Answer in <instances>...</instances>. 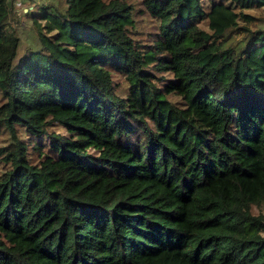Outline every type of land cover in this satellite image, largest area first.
<instances>
[{"label": "trees", "instance_id": "obj_1", "mask_svg": "<svg viewBox=\"0 0 264 264\" xmlns=\"http://www.w3.org/2000/svg\"><path fill=\"white\" fill-rule=\"evenodd\" d=\"M65 2L42 8L61 32L41 60L14 64L0 0V264H264V29L223 3Z\"/></svg>", "mask_w": 264, "mask_h": 264}, {"label": "rangeland", "instance_id": "obj_2", "mask_svg": "<svg viewBox=\"0 0 264 264\" xmlns=\"http://www.w3.org/2000/svg\"><path fill=\"white\" fill-rule=\"evenodd\" d=\"M200 4L206 9L213 6L214 3H223L229 12L234 10L237 13L235 19L237 22L248 25L250 29H264V5L254 6L250 8H241L234 5L231 0H199ZM54 5L60 9L61 12H65L67 9V3L65 0H8V7L11 13V22L17 29L20 42L18 46V52L14 64H17L21 58L27 54L32 55V63H37L41 60L38 55L39 52L45 46L50 38L49 36L56 37L61 32L60 27L56 23H49L44 18V10L42 9L47 5ZM24 9H27L25 12ZM143 9V4L139 1L137 3V9L135 11V24L137 31L141 37H146L147 33L151 30H156L159 26V22L152 15L146 13ZM217 16V15H216ZM219 16V15H218ZM223 21H228L224 16H220ZM220 18V19H221ZM214 19L211 17L200 18L196 21L197 29H202L209 33L212 32V24ZM43 31V33L41 32ZM243 33H233L234 39H242ZM196 40L191 38L190 44L193 47L195 53H199L203 46L196 45ZM163 75H169L168 71H163ZM1 93H0V101ZM18 136L24 139L27 143L31 142L30 136L26 129L22 126H17ZM54 129V130H58ZM13 141V135L9 128L0 126V148L9 145ZM31 159L37 160L38 156L31 152ZM9 168V163L3 157H0V174ZM254 214H260L264 218V203L261 205H254Z\"/></svg>", "mask_w": 264, "mask_h": 264}, {"label": "clouds", "instance_id": "obj_3", "mask_svg": "<svg viewBox=\"0 0 264 264\" xmlns=\"http://www.w3.org/2000/svg\"><path fill=\"white\" fill-rule=\"evenodd\" d=\"M24 11L26 12V11H27V9H24Z\"/></svg>", "mask_w": 264, "mask_h": 264}]
</instances>
